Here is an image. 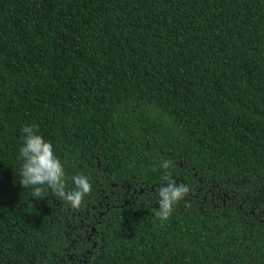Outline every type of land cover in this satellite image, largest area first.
<instances>
[{
	"label": "trees",
	"instance_id": "trees-1",
	"mask_svg": "<svg viewBox=\"0 0 264 264\" xmlns=\"http://www.w3.org/2000/svg\"><path fill=\"white\" fill-rule=\"evenodd\" d=\"M25 126L79 208L20 183ZM0 264H264V0H0Z\"/></svg>",
	"mask_w": 264,
	"mask_h": 264
},
{
	"label": "clouds",
	"instance_id": "clouds-1",
	"mask_svg": "<svg viewBox=\"0 0 264 264\" xmlns=\"http://www.w3.org/2000/svg\"><path fill=\"white\" fill-rule=\"evenodd\" d=\"M22 131L23 143L19 150L20 158L23 160L20 183L24 188L34 186V197H41L44 188L40 186L46 185L55 195L66 200L71 207L79 208L85 195L92 191L88 177L76 175L73 177L75 188L66 191L65 167L55 154L52 143L46 141L35 126H25ZM171 164L170 160H165L160 167L167 170ZM165 178H168L167 172ZM188 191L186 185L170 180L166 186L159 189V210L156 215L161 220H167L173 211V206L183 199Z\"/></svg>",
	"mask_w": 264,
	"mask_h": 264
}]
</instances>
